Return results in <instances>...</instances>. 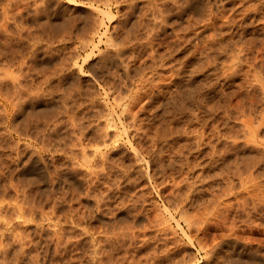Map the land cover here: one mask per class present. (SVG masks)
<instances>
[{"label": "rangeland", "instance_id": "1", "mask_svg": "<svg viewBox=\"0 0 264 264\" xmlns=\"http://www.w3.org/2000/svg\"><path fill=\"white\" fill-rule=\"evenodd\" d=\"M0 69V264H264V0H0Z\"/></svg>", "mask_w": 264, "mask_h": 264}, {"label": "bare ground", "instance_id": "2", "mask_svg": "<svg viewBox=\"0 0 264 264\" xmlns=\"http://www.w3.org/2000/svg\"><path fill=\"white\" fill-rule=\"evenodd\" d=\"M43 1V0H42ZM87 1V0H86ZM150 1V0H149ZM47 2V1H46ZM93 2V1H92ZM117 3H118V1H116ZM166 2V1H165ZM79 3V2H78ZM46 4V3H45ZM109 6V5H108ZM156 6V5H155ZM157 7V6H156ZM45 8V7H44ZM48 9V8H47ZM149 9V8H148ZM177 11V10H176ZM100 12V11H99ZM145 12V11H144ZM143 12V13H144ZM167 13V12H166ZM109 15H111V13H108ZM103 15V14H102ZM143 15V14H142ZM170 16V15H169ZM147 18V17H146ZM98 20V19H97ZM212 21V20H211ZM238 24V23H237ZM147 29H148V27H146ZM233 28V27H232ZM73 29V28H72ZM92 34V33H91ZM150 34V33H149ZM185 34V33H184ZM202 34V33H201ZM200 34V35H201ZM228 34V33H227ZM104 35V34H103ZM149 36V35H148ZM197 36V35H196ZM199 37V36H198ZM87 38V37H86ZM137 38V37H136ZM88 39H90V37L88 38ZM87 39V40H88ZM93 39V38H92ZM214 39V38H213ZM86 40V39H85ZM129 40V39H128ZM181 40V39H180ZM184 40V39H183ZM223 40V39H222ZM125 41V40H124ZM189 41V40H188ZM84 42V41H83ZM89 42V41H88ZM100 42V41H99ZM219 42V41H218ZM117 43V42H116ZM196 43V42H195ZM100 44V43H99ZM118 44V43H117ZM123 44V43H122ZM125 44V43H124ZM128 44V43H127ZM170 44V43H169ZM200 44V43H199ZM212 44H214V43H212ZM220 44V43H219ZM116 45V44H115ZM119 45H121V44H119ZM171 45V44H170ZM221 45V44H220ZM95 47V46H94ZM119 47V46H118ZM201 47V46H200ZM201 49V48H200ZM216 49V48H215ZM231 50V49H230ZM76 52V51H75ZM168 53V52H167ZM208 53V52H207ZM220 53V52H219ZM222 53V52H221ZM78 55L80 54V53H77ZM110 54V53H109ZM169 54V53H168ZM237 54V53H236ZM239 54V53H238ZM161 55V54H160ZM213 55V54H212ZM216 55V54H215ZM225 55V54H224ZM208 56H209V54H208ZM230 56V55H229ZM79 57H80V55H79ZM232 57V56H231ZM239 57V56H238ZM237 57V58H238ZM130 59V58H129ZM110 60V59H109ZM209 60V59H208ZM212 60V59H211ZM237 60V59H236ZM159 61V60H158ZM231 61V60H230ZM233 61V60H232ZM8 63V62H7ZM214 63V62H213ZM224 63V62H223ZM228 63V62H227ZM9 64V63H8ZM82 64V63H81ZM212 64V63H211ZM231 64V63H230ZM238 64V63H237ZM3 65H4V63H3ZM216 65V64H215ZM13 66V65H12ZM227 66V65H226ZM5 67H7V66H5ZM9 67V66H8ZM24 67V66H23ZM164 67V66H163ZM233 68V67H232ZM6 69V68H5ZM127 69V68H126ZM190 69V68H189ZM1 70V69H0ZM224 70H225V68H224ZM229 70V69H228ZM194 72V71H193ZM229 72V71H228ZM4 74V73H3ZM9 74V73H8ZM12 74V73H11ZM128 74V73H127ZM130 74V73H129ZM5 75V74H4ZM7 75V74H6ZM5 75V76H6ZM10 75V74H9ZM15 75V74H14ZM166 75V74H165ZM190 75V74H189ZM4 76V77H5ZM195 76V75H194ZM206 76V75H205ZM226 76V75H225ZM2 78V77H1ZM0 78V79H1ZM229 78V77H228ZM9 79V78H8ZM177 79V78H176ZM258 79V78H257ZM158 80V79H157ZM260 80V79H259ZM2 81V80H1ZM188 81V80H187ZM230 82V81H229ZM76 83V82H75ZM213 83V82H212ZM206 84V83H205ZM260 84V83H259ZM258 84V85H259ZM32 85V84H31ZM44 85V84H43ZM49 85V84H48ZM77 85V84H76ZM186 85V84H185ZM15 86V85H14ZM18 86H20V85H18ZM28 86V85H27ZM152 86V85H151ZM13 87V86H12ZM183 87V86H182ZM187 87V86H186ZM202 87V86H201ZM24 88V87H23ZM77 88V87H76ZM142 88V87H141ZM190 88V87H189ZM9 89H11V88H9ZM22 89V88H21ZM25 89V88H24ZM78 89V88H77ZM76 89V90H77ZM137 89V88H136ZM139 89V88H138ZM203 89V88H202ZM86 90V89H85ZM22 91V90H21ZM20 91V92H21ZM31 91H33V90H31ZM80 91V90H79ZM161 91V90H160ZM203 91V90H202ZM1 92V91H0ZM11 92V91H10ZM13 92V91H12ZM154 92V91H153ZM188 92V91H187ZM19 93V92H18ZM90 93V92H89ZM188 93H190V92H188ZM2 94H4V93H2ZM6 94V93H5ZM207 94V93H206ZM139 95V94H138ZM188 95V94H187ZM2 96V95H1ZM13 96V95H12ZM24 96V95H23ZM35 96V95H34ZM137 96V95H136ZM178 96V95H177ZM185 96V95H184ZM5 97V96H4ZM7 97V96H6ZM5 97V98H6ZM14 97H15V95H14ZM134 97V96H133ZM194 97V96H193ZM19 98H20V96H19ZM142 98V97H141ZM28 99V98H27ZM67 99V98H66ZM136 99V98H135ZM134 99V100H135ZM138 99V98H137ZM185 99V98H184ZM6 100H7V98H6ZM8 100H10V99H8ZM119 100H121V99H119ZM131 100V99H130ZM152 100V99H151ZM182 100V99H181ZM190 100V99H189ZM21 101V100H20ZM19 101V102H20ZM37 101V100H36ZM68 101V100H67ZM6 102V101H5ZM10 102V101H9ZM87 102V101H86ZM118 102V101H117ZM129 102V101H128ZM153 102V101H152ZM197 102V101H196ZM18 103V102H17ZM120 103V102H119ZM143 103V102H142ZM203 103V102H202ZM183 104V103H182ZM239 104V103H238ZM13 105H15V102H14V104ZM56 105V104H55ZM90 105V104H89ZM95 105V104H94ZM120 105V104H119ZM126 105V104H125ZM184 105V104H183ZM78 106V105H77ZM124 106V105H123ZM145 106V105H144ZM182 106V105H181ZM244 106V105H243ZM3 107V106H2ZM55 107V106H54ZM126 107V106H125ZM248 107V106H247ZM8 108V107H7ZM133 108V107H132ZM236 109H237V107H236ZM55 110V109H54ZM243 110V109H242ZM70 111V110H69ZM124 112V111H123ZM136 112V111H135ZM190 112V111H189ZM67 113V112H66ZM226 113V112H225ZM228 113V112H227ZM232 113V112H231ZM247 113V112H246ZM72 115V114H71ZM70 115V116H71ZM263 115V114H262ZM261 115V116H262ZM264 116V115H263ZM262 116V117H263ZM39 117V116H38ZM81 118H84V117H81ZM231 118V117H230ZM264 118V117H263ZM29 119H30V117H29ZM227 119V118H226ZM250 119V118H249ZM260 119V118H259ZM261 120V119H260ZM52 122V121H51ZM78 122H81V121H78ZM82 123V122H81ZM140 123V122H139ZM262 123V122H261ZM73 124V123H72ZM85 124V123H84ZM107 124V123H106ZM114 124V123H113ZM263 124V123H262ZM46 125V124H45ZM69 125V124H68ZM79 125V124H78ZM106 126V125H105ZM261 126V125H260ZM45 127V126H44ZM66 127V126H65ZM100 127V126H99ZM108 127H110L109 125H108ZM140 127H142L141 125H140ZM243 127V126H242ZM247 127V126H246ZM254 127H256L255 125H254ZM43 128V127H42ZM61 128V127H60ZM91 128V127H90ZM139 128V127H138ZM220 128V127H219ZM244 128H245V125H244ZM44 129V128H43ZM59 129V128H58ZM72 129V128H71ZM105 129V128H104ZM144 129V128H143ZM254 129V128H253ZM257 129H258V127H257ZM260 129V128H259ZM93 130V129H92ZM103 130V129H102ZM106 130V129H105ZM250 130H252V129H250ZM42 131V130H41ZM110 131V130H109ZM156 131H158V130H156ZM196 131V130H195ZM179 132V131H178ZM216 132V131H215ZM253 132V131H252ZM52 133V132H51ZM54 133V132H53ZM81 133V132H80ZM105 133V132H104ZM251 133V132H250ZM255 133V132H254ZM100 134V133H99ZM102 134V133H101ZM184 134V133H183ZM248 134V133H247ZM253 134V133H252ZM251 134V135H252ZM50 135V134H49ZM116 135V134H115ZM172 135V134H171ZM170 135V136H171ZM239 135V134H238ZM243 135V134H242ZM255 135V134H254ZM46 136V135H45ZM52 136V135H51ZM105 135H103V137H104ZM165 136H167V135H165ZM202 136V135H201ZM230 136V135H229ZM30 137V136H29ZM82 137V136H81ZM101 137V136H100ZM153 137V136H152ZM234 137V136H233ZM45 138V137H44ZM107 138V137H106ZM253 138V137H252ZM46 139V138H45ZM60 139V138H59ZM223 139V138H222ZM225 139V138H224ZM230 139V138H229ZM239 139H240V137H239ZM243 139V138H242ZM250 139V138H249ZM43 140V139H42ZM48 140V139H47ZM50 140V139H49ZM56 140V139H55ZM71 140V139H70ZM106 140V139H105ZM238 140V139H237ZM241 140V139H240ZM109 141V140H108ZM220 141V140H219ZM232 141V140H231ZM233 141H234V139H233ZM232 141V142H233ZM42 142V141H41ZM46 142V141H45ZM82 142V141H81ZM105 142V141H104ZM208 142H210V141H208ZM252 142V141H251ZM235 143V142H234ZM253 143H254V141H253ZM256 143V142H255ZM66 144H68V143H66ZM80 144V143H79ZM104 144V143H103ZM216 144V143H215ZM47 145V144H46ZM105 145V144H104ZM249 145H251V144H249ZM28 146V145H27ZM72 146V145H71ZM200 146V145H199ZM260 146V145H259ZM34 147V146H33ZM56 147V146H55ZM255 148H256V146H254ZM44 148V147H43ZM74 148V147H73ZM86 148H87V146H86ZM101 148V147H100ZM53 149H55V148H53ZM84 149V148H83ZM96 149V148H95ZM166 149V148H165ZM36 150V149H35ZM44 150V149H43ZM47 150V149H46ZM138 151V150H137ZM182 151V150H181ZM190 151V150H189ZM243 151V150H242ZM83 152V151H82ZM109 152V151H108ZM34 153V152H33ZM74 153V152H73ZM31 154V153H30ZM83 154V153H82ZM132 154V153H131ZM176 154V153H175ZM217 154V153H216ZM181 155V154H180ZM233 155V154H232ZM258 155V154H257ZM17 156V155H16ZM102 157V156H101ZM137 157V156H136ZM74 158V157H73ZM83 158V157H82ZM238 158V157H237ZM236 159V158H235ZM25 160V159H24ZM214 161V160H213ZM123 163V162H122ZM233 163V162H232ZM57 164V163H56ZM102 164V163H101ZM245 164V163H244ZM49 165V164H48ZM233 165V164H232ZM53 166V165H52ZM107 166V165H106ZM73 167V166H72ZM81 167V166H80ZM84 167V166H83ZM89 167V166H88ZM88 167L86 168V169H88ZM93 168V167H92ZM249 168V167H248ZM43 169V168H42ZM213 169V168H212ZM89 170V169H88ZM110 170V169H109ZM179 170V169H178ZM217 170V169H216ZM127 171V170H126ZM92 172V171H91ZM103 172V171H102ZM251 172H252V170H251ZM262 172H263V170H262ZM105 173H107V172H105ZM93 174V173H92ZM91 174V175H92ZM96 174V173H95ZM234 174V173H233ZM256 174V173H255ZM53 176V175H52ZM200 176V175H199ZM236 176V175H235ZM258 176V175H257ZM260 176H262V175H260ZM65 177V176H64ZM67 177V176H66ZM89 178V177H88ZM87 178V179H88ZM242 178V177H241ZM197 179V178H196ZM232 179V178H231ZM245 179H246V177H245ZM52 180H54V179H52ZM250 180V179H249ZM202 181V180H201ZM205 181V180H204ZM227 181V180H226ZM253 181V180H252ZM255 181V180H254ZM191 182V181H190ZM247 182V181H246ZM260 182H262V181H260ZM264 182V181H263ZM91 183H93V182H91ZM189 183V182H188ZM228 183V182H227ZM230 183V182H229ZM244 183V182H243ZM177 184V183H176ZM190 184V183H189ZM31 185V184H30ZM172 185V184H171ZM203 185V184H202ZM229 185V184H228ZM232 185V184H231ZM15 186V185H14ZM19 186V185H18ZM174 186V185H173ZM246 186V185H245ZM30 187V186H29ZM181 187V186H180ZM232 187V186H231ZM32 188V187H31ZM93 188V187H92ZM233 189V188H232ZM50 190V189H49ZM62 190V189H61ZM22 191V190H21ZM245 191V190H244ZM25 192V191H24ZM60 192V191H59ZM62 192V191H61ZM90 192V191H89ZM184 192V191H183ZM18 193V192H17ZM20 193V192H19ZM27 194V193H26ZM42 194V193H41ZM50 194V193H49ZM87 194V193H86ZM216 194V193H215ZM45 195V194H44ZM43 195V196H44ZM213 195V194H212ZM248 195V194H247ZM27 196V195H26ZM31 196V195H30ZM87 196V195H86ZM88 196H90L89 194H88ZM259 196V195H258ZM17 197V196H16ZM79 197V196H78ZM93 197V196H92ZM98 197V196H97ZM96 197V198H97ZM186 197V196H185ZM247 197V196H246ZM256 197V196H255ZM20 198H21V196H20ZM214 198V197H213ZM232 198V197H231ZM244 198V197H243ZM19 199V198H18ZM48 199V198H47ZM183 199V198H182ZM191 199V198H190ZM230 199V198H229ZM249 199H250V197H249ZM67 200V199H66ZM98 200V199H97ZM209 200H210V198H209ZM26 201H28V200H26ZM80 201V200H79ZM103 201V200H102ZM214 201V200H213ZM220 201V200H219ZM252 201V200H251ZM20 202V201H19ZM34 202V201H33ZM182 202V201H181ZM232 202V201H231ZM21 203V202H20ZM29 203V202H28ZM68 203V202H67ZM241 203V202H240ZM255 203V202H254ZM95 204V203H94ZM210 204V203H209ZM228 204V203H227ZM244 204H245V202H244ZM261 204V203H260ZM69 205V204H68ZM186 205V204H185ZM264 205V204H263ZM25 206V205H24ZM30 206V205H29ZM13 207V206H12ZM131 207V206H130ZM215 207V206H214ZM20 208V207H19ZM23 208V207H22ZM28 208V207H27ZM32 208V207H31ZM42 208V207H41ZM95 208V207H94ZM212 208V207H211ZM261 208V207H260ZM52 209V208H51ZM54 209V208H53ZM87 209V208H86ZM89 209V208H88ZM220 209V208H219ZM241 209V208H240ZM255 209V208H254ZM44 210V209H43ZM101 210V209H100ZM213 210V209H212ZM217 210V209H216ZM27 211V210H26ZM53 211V210H52ZM252 211V210H251ZM24 212V211H23ZM75 212V211H74ZM217 212V211H216ZM250 212V211H249ZM45 213V212H44ZM203 213V212H202ZM207 213V212H206ZM211 213V212H210ZM28 214V213H27ZM53 214V213H52ZM91 214V213H90ZM230 214V213H229ZM33 214H31V216H32ZM40 215V214H39ZM196 215V214H195ZM200 215V214H199ZM216 215V214H215ZM225 215V214H224ZM19 216V215H18ZM26 216V215H25ZM43 216V215H42ZM49 216V215H48ZM60 216V215H59ZM198 216V215H197ZM63 217V216H62ZM238 217V216H237ZM256 217V216H255ZM47 218H49V217H47ZM64 218V217H63ZM210 218V217H209ZM246 218V217H245ZM28 219H30V217L28 218ZM55 219V218H54ZM161 219V218H160ZM163 219V218H162ZM220 219H222V218H220ZM239 219V218H238ZM251 219V218H250ZM70 220H71V218H70ZM46 221V220H45ZM68 221V220H67ZM159 221V220H158ZM168 221V220H167ZM224 221V220H223ZM59 222V221H58ZM125 222V221H124ZM219 222V221H218ZM231 222V221H230ZM259 222V221H258ZM162 223V222H161ZM164 223H165V221H164ZM76 224V223H75ZM117 224V223H116ZM168 224V223H167ZM169 224H170V222H169ZM195 224V223H194ZM231 224V223H230ZM235 224H238V223H235ZM242 224V223H241ZM85 225V224H84ZM165 225V224H164ZM222 225V224H221ZM224 225V224H223ZM251 225V224H250ZM121 226H122V224H121ZM172 226V225H171ZM235 226H237V225H235ZM127 227V226H126ZM167 227V226H166ZM261 227V226H260ZM54 228H55V226H54ZM107 228V227H106ZM117 228V227H116ZM125 228V227H124ZM136 228V227H135ZM143 228V227H142ZM120 229V228H119ZM122 229V228H121ZM162 229H163V227H162ZM171 229H173V227L171 228ZM182 229V228H181ZM81 230V229H80ZM113 230V229H112ZM100 231V230H99ZM114 231V230H113ZM118 231V230H117ZM183 231V230H182ZM54 232H56V231H54ZM129 232V231H128ZM176 232V231H175ZM222 232V231H221ZM72 233V232H71ZM223 233V232H222ZM55 234V233H54ZM70 234V233H69ZM104 234H105V232H104ZM114 234V233H113ZM59 235H61V234H59ZM100 235V234H99ZM115 235V234H114ZM228 235V234H227ZM75 236V235H74ZM84 236V235H83ZM60 238V237H59ZM118 238V237H117ZM228 238V237H227ZM56 239H57V237H56ZM66 239H67V237H66ZM109 239V238H108ZM79 240V239H78ZM99 240V239H98ZM1 241V240H0ZM48 241V240H47ZM107 241V240H106ZM132 241V240H131ZM91 242H92V240H91ZM68 243V242H67ZM101 243V242H100ZM235 243V242H234ZM2 244V243H1ZM58 244H59V242H58ZM58 244H57V246H58ZM65 244V243H64ZM81 245V244H80ZM111 245V244H110ZM248 245V244H247ZM2 246V245H1ZM61 246V245H60ZM64 246V245H63ZM93 246V245H92ZM218 246V245H217ZM170 247V246H169ZM1 248V247H0ZM5 248V247H4ZM47 248V247H46ZM53 248V247H52ZM64 248V247H63ZM102 248V247H101ZM210 248V247H209ZM19 249V248H18ZM66 249V248H65ZM88 249V248H87ZM166 249H168L167 247H166ZM23 250V249H22ZM208 250V249H207ZM1 251V250H0ZM98 251V250H97ZM103 251V250H102ZM253 251V250H252ZM54 252V251H53ZM91 252V251H90ZM99 252V251H98ZM237 252V251H236ZM95 253V252H94ZM93 253V254H94ZM245 253V252H244ZM90 254V253H89ZM92 254V255H93ZM56 255H57V253H56ZM61 255V254H60ZM223 255V254H222ZM4 256V255H3ZM68 256V255H67ZM94 256V255H93ZM104 256V255H103ZM211 256V255H210ZM241 256V255H240ZM236 257V256H235ZM10 258V257H9ZM153 258V257H152ZM5 259V258H4ZM235 259V258H234ZM103 260V259H102ZM156 260V259H155ZM44 261V260H43ZM76 261V260H75ZM74 262V261H73ZM81 262V261H80ZM100 262V261H99ZM253 262V261H252ZM89 263V262H88ZM103 263V262H102ZM257 264H258V262H256ZM225 264V263H224ZM262 264V263H261Z\"/></svg>", "mask_w": 264, "mask_h": 264}]
</instances>
